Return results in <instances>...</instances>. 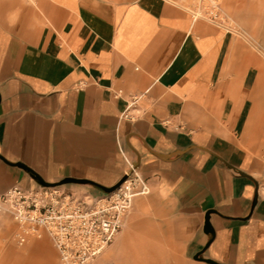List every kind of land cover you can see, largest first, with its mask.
I'll use <instances>...</instances> for the list:
<instances>
[{"label": "crops", "instance_id": "obj_1", "mask_svg": "<svg viewBox=\"0 0 264 264\" xmlns=\"http://www.w3.org/2000/svg\"><path fill=\"white\" fill-rule=\"evenodd\" d=\"M262 77L242 39L177 0H0V194L103 196L126 159L150 193L91 264H264ZM27 252L52 262L44 241L9 249Z\"/></svg>", "mask_w": 264, "mask_h": 264}, {"label": "built area", "instance_id": "obj_2", "mask_svg": "<svg viewBox=\"0 0 264 264\" xmlns=\"http://www.w3.org/2000/svg\"><path fill=\"white\" fill-rule=\"evenodd\" d=\"M214 24L217 15L209 13ZM136 100L133 99L132 103ZM122 180L103 196L79 194L61 186L25 190L13 187L0 194V208L17 225L16 244L47 236L58 264H91L112 244L133 202L149 195L148 182L126 160Z\"/></svg>", "mask_w": 264, "mask_h": 264}, {"label": "rangeland", "instance_id": "obj_3", "mask_svg": "<svg viewBox=\"0 0 264 264\" xmlns=\"http://www.w3.org/2000/svg\"><path fill=\"white\" fill-rule=\"evenodd\" d=\"M196 18L209 20V13L217 15V22L225 30L242 39L249 50L260 59L264 68V0H177ZM260 69V66H257ZM264 77L258 83L256 92L258 97H264ZM252 122L248 126L252 140V152L261 162L259 175L260 189L264 196V109L254 111ZM5 220V224L3 222ZM9 229V236L5 239V231ZM17 225L0 208V264H40L32 258L29 252L24 254H9L25 250L31 243L44 241L50 251L51 264H57V253L47 236L31 238L23 246L16 244ZM11 253V252H10Z\"/></svg>", "mask_w": 264, "mask_h": 264}]
</instances>
